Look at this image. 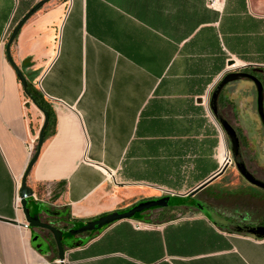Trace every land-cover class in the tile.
Returning a JSON list of instances; mask_svg holds the SVG:
<instances>
[{
  "label": "crops",
  "instance_id": "obj_1",
  "mask_svg": "<svg viewBox=\"0 0 264 264\" xmlns=\"http://www.w3.org/2000/svg\"><path fill=\"white\" fill-rule=\"evenodd\" d=\"M38 1L26 0L21 17ZM15 8L0 0V40ZM10 49L56 118L26 185L30 215L47 210L35 198L43 186L64 214L49 221L62 232L64 264H264V238L221 228L195 205L264 225V191L227 162L229 141L209 109L230 62L259 68L264 88V0H49ZM22 93L0 44V217L17 220L15 192L43 121ZM256 98L238 80L218 100L241 156L240 131L258 125ZM161 198L167 206L70 233ZM41 262L31 229L0 221V264Z\"/></svg>",
  "mask_w": 264,
  "mask_h": 264
},
{
  "label": "water",
  "instance_id": "obj_2",
  "mask_svg": "<svg viewBox=\"0 0 264 264\" xmlns=\"http://www.w3.org/2000/svg\"><path fill=\"white\" fill-rule=\"evenodd\" d=\"M49 0H39L36 2L16 23L14 28L12 29L9 38L5 44V55L7 62L14 70L20 86L22 88V92L28 96L27 93V82L19 70L18 66L14 63L11 54H10V47L16 38L20 28L24 25V23L32 16L34 15L45 3H47ZM234 65L232 62H230L229 66ZM259 72V68H252L248 72L241 71L238 68H235V70H226L222 74V78L219 80V83L214 87L213 91L211 92L210 100H209V109L211 110L212 115L214 116L215 121L218 123V125H221L223 131L225 132L226 138L229 141V155L227 162L232 161L235 169L237 172L240 173V175L252 186H256L258 188H261L264 191V181L256 178L254 175H252L251 172H249L246 168V165L243 161V156H241V143L239 141V137L237 132H235L234 128L228 124V122L219 115L218 112V100L221 95L222 90L225 88L226 85L233 83L238 80H247L249 82H252L255 91L257 92V98H256V108H257V115L259 119V123L261 124L263 131H264V88L262 85V82L257 76V73ZM32 104L41 112L43 116V121L41 124V127L38 131L37 137H36V143L34 145L33 152L28 160L27 166L24 170V173L20 180V186L17 189V195L19 197V203H20V213L22 214L23 221L20 222L16 218L15 219H7L0 217L1 222H6L12 225L20 226L23 228H37L47 231L51 234L56 251H57V258L54 261L55 264H64V255H65V247L62 243V232L53 224H50L48 222H43L40 220L39 215H30L28 211V199L33 197V191L30 187L26 185V178L27 175L36 161L41 147L44 142V132L48 124V114L40 107L38 106L33 99H31ZM170 202L169 198H161L158 200H151L146 202H141L137 204L136 206L120 211V212H114L111 214H108L104 216L103 218L88 222L75 230H72L70 233L71 235H79L86 232L91 231H97L101 229L102 227L111 224L115 221H118L120 219L124 218H131L135 215L142 213L147 210L155 209V208H162L168 205ZM198 208H200L201 212L204 214L206 218H208L209 221L214 223L215 225L226 228L228 230L234 231V232H243L247 233L251 236L257 237V238H264V225L262 226H249L244 223H236L233 221H229L225 218H220L214 216L207 208H205L203 205L195 204ZM46 212V211H44ZM33 241H35V238H33ZM38 246H35L34 248H37Z\"/></svg>",
  "mask_w": 264,
  "mask_h": 264
},
{
  "label": "rangeland",
  "instance_id": "obj_3",
  "mask_svg": "<svg viewBox=\"0 0 264 264\" xmlns=\"http://www.w3.org/2000/svg\"><path fill=\"white\" fill-rule=\"evenodd\" d=\"M19 1L16 0V8H15L14 16H12V18H10V20H8L7 24L4 27V30H3V33L1 36V40H0V44L3 47L5 46L12 29L14 28L16 23L21 18V14L23 13V9L25 8L24 4H25L26 0H22L23 1L22 6H20L22 3H21V1L20 2ZM10 54H11V52H10ZM28 80L29 79L26 80L27 84L28 83L31 84L32 81L29 80V81H31V82H29ZM38 84L39 83H37V84L34 83L33 85H35V87H33L32 85L31 86L38 91V89H39ZM22 96H23L25 102H27V103L31 102L30 98L25 96L23 93H22ZM257 124L258 125H257L256 130H252L251 132L240 131V137L244 143V148H242V156L244 157L245 165H246V168L249 172H251L255 176L256 175L257 176H264V131H263V128H262L261 124L259 123L258 119H257ZM35 143H36V140H35ZM35 143H34V145H35ZM43 187L45 188V191L42 192L40 190H36L35 198L37 200L41 201L42 203H45L44 209L56 211L57 209L55 208V206H53L51 204V202H52L51 200L53 198L51 197V194H49L47 192L48 186H43ZM15 211L18 214V218H19L18 221H21L20 220V217H21L20 211L19 210H15ZM43 213H44V211H43ZM43 213H42V215L39 216L42 221H43V217L46 218ZM63 216H64V214H62L61 217H63ZM47 220L50 221L53 219L47 218ZM56 223L58 224V222H56ZM30 229H31L32 245H33V247L38 246L37 247L38 253L40 252L39 254H40L41 259L43 261L40 264H55L54 261L57 258V251H56V247H55V244H54V241H53L51 234L45 230H42V229H37V228H33V229L30 228ZM68 235H70V233ZM33 238H35V240L38 239V241H40L38 243V245L33 244ZM40 248H42V249L40 250Z\"/></svg>",
  "mask_w": 264,
  "mask_h": 264
},
{
  "label": "trees",
  "instance_id": "obj_4",
  "mask_svg": "<svg viewBox=\"0 0 264 264\" xmlns=\"http://www.w3.org/2000/svg\"><path fill=\"white\" fill-rule=\"evenodd\" d=\"M27 93L29 98L33 99L35 103L40 106L48 114V124L44 132V141L54 133L56 118L54 112L46 100L40 95V93L33 88L30 84H27ZM38 251L37 248H35ZM40 253V252H39Z\"/></svg>",
  "mask_w": 264,
  "mask_h": 264
},
{
  "label": "flooded vegetation",
  "instance_id": "obj_5",
  "mask_svg": "<svg viewBox=\"0 0 264 264\" xmlns=\"http://www.w3.org/2000/svg\"><path fill=\"white\" fill-rule=\"evenodd\" d=\"M45 211L46 212H44L43 214H44V216L46 218L43 217V222H48V223L52 224L51 222H49V220H47V218H49V219H55V218H59L61 216V212L60 211H57V210L56 211H53V210H45ZM40 220H41V218H40ZM39 242L40 241H38V239H36L35 241H33V244L34 245H38ZM41 249L42 248H40V250Z\"/></svg>",
  "mask_w": 264,
  "mask_h": 264
},
{
  "label": "built area",
  "instance_id": "obj_6",
  "mask_svg": "<svg viewBox=\"0 0 264 264\" xmlns=\"http://www.w3.org/2000/svg\"><path fill=\"white\" fill-rule=\"evenodd\" d=\"M235 68H237L236 66H234V65H232V66H229L228 68H227V71L228 70H235ZM39 85V88H40V84H38ZM34 143H35V140H34V142L33 143H31L29 146H28V157L30 158V156H31V154H32V152H33V149H34ZM232 161H230V163H231ZM16 197H18V195H17V190H16V192H15V196H14V201H13V208H14V210H19L20 211V203H19V201H18V203L16 204L15 203V198Z\"/></svg>",
  "mask_w": 264,
  "mask_h": 264
},
{
  "label": "bare ground",
  "instance_id": "obj_7",
  "mask_svg": "<svg viewBox=\"0 0 264 264\" xmlns=\"http://www.w3.org/2000/svg\"><path fill=\"white\" fill-rule=\"evenodd\" d=\"M18 188H19V186H17V189H18ZM18 201H19V197H16V198H15V203L17 204Z\"/></svg>",
  "mask_w": 264,
  "mask_h": 264
}]
</instances>
